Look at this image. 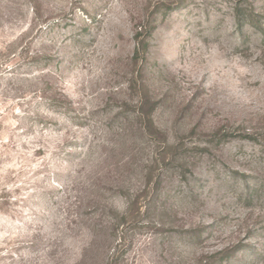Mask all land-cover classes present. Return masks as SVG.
I'll list each match as a JSON object with an SVG mask.
<instances>
[{
  "label": "rangeland",
  "instance_id": "obj_1",
  "mask_svg": "<svg viewBox=\"0 0 264 264\" xmlns=\"http://www.w3.org/2000/svg\"><path fill=\"white\" fill-rule=\"evenodd\" d=\"M0 264H264V0H0Z\"/></svg>",
  "mask_w": 264,
  "mask_h": 264
},
{
  "label": "trees",
  "instance_id": "obj_2",
  "mask_svg": "<svg viewBox=\"0 0 264 264\" xmlns=\"http://www.w3.org/2000/svg\"><path fill=\"white\" fill-rule=\"evenodd\" d=\"M239 13V12H238ZM238 17L239 18H244V17H246V14L244 13V12H240L239 14H238Z\"/></svg>",
  "mask_w": 264,
  "mask_h": 264
}]
</instances>
